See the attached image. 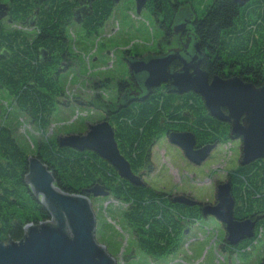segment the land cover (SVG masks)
Wrapping results in <instances>:
<instances>
[{"label":"trees","instance_id":"16d2710c","mask_svg":"<svg viewBox=\"0 0 264 264\" xmlns=\"http://www.w3.org/2000/svg\"><path fill=\"white\" fill-rule=\"evenodd\" d=\"M106 1L97 0L92 6V15L82 26L84 30H97L107 21L112 7ZM154 1L163 15L173 10L176 2L150 0L152 15ZM12 3V15L18 23H25L26 17L35 11L38 16L33 35L0 28V89L6 90L18 110L44 133L64 96L58 63L69 53L65 27L71 21L74 4L72 0ZM169 19L161 27L165 34L170 33ZM191 28L201 50L209 51L211 56L201 64L209 75L232 74L254 86L264 84V0H249L243 6H237L233 0H219L195 18ZM124 86L122 81L117 85L119 91ZM177 121L183 123L177 127ZM110 124L118 150L133 171L151 170V147L174 128L190 131L200 145L229 141V126L211 117L198 95H178L164 86L153 90L144 101L117 112ZM35 154L51 171L62 192L91 200L88 190L98 183L126 206L122 216L136 247L152 260L175 253L184 232L203 219L199 206L171 202L145 182L134 185L119 178L107 162L92 152L59 147L55 139H47L37 144ZM27 158L10 131L0 125V244L19 241L27 224L49 220L23 182ZM226 179L234 200V219H257L253 237L237 247L242 251L255 242L264 228V158L238 164ZM224 244H220L222 251Z\"/></svg>","mask_w":264,"mask_h":264},{"label":"rangeland","instance_id":"374dc122","mask_svg":"<svg viewBox=\"0 0 264 264\" xmlns=\"http://www.w3.org/2000/svg\"><path fill=\"white\" fill-rule=\"evenodd\" d=\"M178 1H189L198 17L209 4V0ZM134 4L135 0H121L99 33L91 38L75 24L68 27L72 59L70 67L62 71L59 78L64 95L59 102L64 106L56 105L50 126L44 133L18 110L9 93L0 89V125L10 131L27 157L36 156L37 144L42 140L85 134L87 124L101 120L94 99L114 100L118 80L126 79L128 68L123 57L128 53L146 55L155 51L164 31L146 11L137 16ZM107 50L109 55L106 57ZM108 78L109 85L105 83ZM240 155V142L229 140L215 148L201 165L194 166L163 137L151 149L152 169L143 181L159 192H183L197 202L213 204L216 185L224 182L237 168ZM91 201L96 241H108V253L115 255L119 264H260L264 260V228L245 250L239 248L228 254L220 249L225 238L224 227L212 217L195 223L184 234L175 253L152 260L136 247L135 238L122 216L126 206L112 196L91 198Z\"/></svg>","mask_w":264,"mask_h":264},{"label":"water","instance_id":"95a60500","mask_svg":"<svg viewBox=\"0 0 264 264\" xmlns=\"http://www.w3.org/2000/svg\"><path fill=\"white\" fill-rule=\"evenodd\" d=\"M112 1L118 4L121 0ZM233 1L237 6H243L249 0ZM144 3L145 0H135L137 15ZM4 7L0 5V18L5 16ZM185 29V23L172 27L174 34L183 33ZM178 53L179 50L172 49L159 58L129 63L131 73L146 74L143 98L161 84H168L170 92L178 95L196 94L211 117L229 124L230 140L240 141L241 166L264 158V85L255 88L236 77L209 79L199 68L197 57L182 61V68L172 72L169 65L179 59ZM56 142L59 147L90 151L112 166L121 179L134 185L143 184L119 154L114 133L105 121L89 124L85 134H68L56 138ZM169 142L181 148L186 158L196 165L201 164L214 147L194 151L195 139L190 133H171ZM23 182L45 209L49 220L27 224L19 241L0 244V264H119L115 255L108 253V241H96L95 216L89 197L62 192L55 185L51 171L36 156L27 158ZM88 193L91 198L110 196V192L98 183L90 187ZM171 201L199 206L202 218L212 217L224 227L225 241L230 246L254 235L257 219H234V200L228 182L218 184L214 204L200 203L185 196L173 197ZM188 232L185 231V235Z\"/></svg>","mask_w":264,"mask_h":264},{"label":"flooded vegetation","instance_id":"af4514ba","mask_svg":"<svg viewBox=\"0 0 264 264\" xmlns=\"http://www.w3.org/2000/svg\"><path fill=\"white\" fill-rule=\"evenodd\" d=\"M217 1H219V0H209V4H208V6L205 7V9L209 8L213 3L217 2ZM12 2H14V0H0V5L5 6L4 7L5 9L3 10V13L5 14V16L0 18V28L1 29L3 28L5 30H10V31L11 30H21L23 32H28L29 34L33 35L34 34V27H35V23H36V19L35 18L38 16L37 15L38 12L35 11L34 13H32V15L27 16L26 19H25V23H23V22L18 23L17 19H15L14 16L12 15V11H14ZM96 2H97V0H72V3L74 4V8H73L72 16H71V21H70L68 27H70L71 25L75 24V25L80 27V29L82 30V32L84 33V35L87 38H91L93 36H96L99 33V30L104 26V24L107 21L103 24V26L101 28H99L97 30H84L82 28V26H84V22L86 21V18H88V17H90L92 15V6ZM106 2H107V4L109 6L111 4L112 10H113L114 6L117 5V4L113 3L112 0H107ZM172 2H175V5H173L174 6L173 10H171V11H169V13L167 12V14L163 15L161 10H160V8H159V6L156 5V1H154V3H153V5H154V7H153L154 8V11H153L154 15H152L151 12L149 11V9L151 7V2H150V0H145V3H144L142 11H146L155 21H158V23L160 24V27H162L163 23L166 22V20L170 18L169 19L170 20V23H169L170 33L169 34H167V33L165 34V32L163 33L162 40L157 43V47H156V49H155V51L153 53H149V54H146V55H142L140 53H134L133 55H130L129 53L126 54V56L123 57V59H122L123 63L126 65V68H129V63H131V62L141 61V60H148L150 58H159V57H162L165 54H167V52L169 50L177 49V50H179V53H178L179 59H176V60L172 61L170 63V65H169V68H170V70L172 72H176V71H178V70H180L182 68V66H183L182 65V61H189L193 57H197V60L199 61V68L202 71H204L202 69V67H201V64L204 61V59L207 60L211 56L209 54V51H206L204 49V52H203L201 50L200 43L197 40V36L195 35L194 31L191 28V26L193 25L194 19L198 18V16H196L195 13H194V10L192 8H190L191 5L189 4V1L180 2L178 0H172ZM134 10H135V4H134ZM111 13H112V11H111ZM135 13H136V10H135ZM139 15H137V16H139ZM108 19H109V17H108ZM181 23H185L186 24L185 31L183 33L174 34V32L172 30V27L174 25L181 24ZM7 25H16V27L9 28V27H7ZM25 25L28 28H26ZM68 27L67 28L65 27L66 36H67ZM69 45H70V43H69ZM105 55H106V57L109 55L108 50L106 51ZM71 59H72V57L68 53V55H67V57L65 59L66 61L65 60L64 61L63 60L59 61V63H58V75H59V78H60V75H61L62 71H64L68 67H70L69 64H71L70 63ZM44 60L46 61V58H44ZM204 72H206V71H204ZM145 76H146V74L144 72L135 74V73H131L129 71V69H128L126 79L122 78V79H119L118 82H117V85H118V83L120 81H122V82H124L125 86L123 87V89H121V91H119V89L117 88L114 100H111L109 98H107L105 100L101 99L99 97L95 98L94 101L97 104V106H99V110H100V113H101V120L98 121V122H101V121L107 122L110 125V127H111V129H112V131L114 133V130H113L114 127L110 124V122L113 119V117L117 114V112H119L120 110L126 109L131 104H134V103H137V102L140 103V102L144 101L147 97H149V95L152 93L153 90H155L157 88H160L161 86L166 87L168 89V92H170L171 87L168 84H161L159 87L152 89L151 93L148 96H146L145 98H143L144 94H145L144 88H143V83H144V80H145ZM208 76H209V79H211L212 77L217 76V75H209L208 74ZM217 77H219V76H217ZM232 77L238 78L243 83L251 84L249 82L241 80L238 76L232 75V74L229 75V76H224V77H219V78H221V79H229V78H232ZM106 82L109 85V78L105 79V83ZM251 85H253V84H251ZM262 85H264V84H262ZM262 85H260V86H262ZM260 86H254V87L255 88H259ZM171 93H173V92H171ZM108 95H109V93H108ZM90 102L92 103V101H90ZM79 104H81V102H79ZM58 105L59 106H64L61 102H59ZM222 111H223V113H226V111L224 109ZM187 114L184 115V117H187L188 116ZM192 121L193 120H191V122ZM95 123H97V122H95ZM176 123L178 124V125L176 124L177 127H179V125H181L183 122L177 121ZM226 124L229 126L228 123H226ZM88 125L89 124H87L86 126H88ZM229 128L230 127H228V130H229ZM86 130H87V128H86ZM171 133H190V134H192L190 131H187L186 129L174 128V129L166 131L157 141H159L161 138L164 137L169 142V134H171ZM228 138H229V131H228ZM194 139H195V136H194ZM114 140H115V137H114ZM229 140H230V138H229ZM223 143L224 142H221V143L220 142L203 143V144L200 145V144H197L196 139H195L193 150L196 151V150H200V149H202L204 147H207V146H214L213 149L210 151V153H211L215 148H217L219 145H221ZM171 145L176 147V148H178L182 152V154L184 155L185 159L190 164H192L194 166L201 165L206 159L209 158V155H210V153H209L207 158L201 164L196 165V164L190 162L186 158V156H185L184 152L181 150V148H179L178 146H176L174 144H171ZM116 146H117V144H116ZM152 147H151V149H152ZM117 149H118V147H117ZM119 154H120V152H119ZM150 159H151V156H150ZM238 164H239V162H238ZM131 172L135 176H138L141 179L142 183H144L143 178L146 177V176H149V174L151 173V170L148 171L146 169H138L136 171L131 170ZM226 182H227V179L224 182H222V183H226ZM218 184H220V183L218 182ZM218 184L215 187V194H216V190H217ZM161 193H163L166 197L170 198V200L173 197H176V196H185V197L193 199L190 194H184L183 192L179 193V194H176V193L175 194H173V193H164V192H161ZM214 203H215V200H214ZM192 226L189 227L188 231L191 230ZM184 234H185V232H184ZM223 243H224V240L222 241V244ZM238 245L233 246V247L227 246V249L229 251H236Z\"/></svg>","mask_w":264,"mask_h":264},{"label":"bare ground","instance_id":"6f19581e","mask_svg":"<svg viewBox=\"0 0 264 264\" xmlns=\"http://www.w3.org/2000/svg\"><path fill=\"white\" fill-rule=\"evenodd\" d=\"M224 242H225V244H224L225 247H224L223 252H224V253H228V254H233L234 251H229V250L227 249V246L230 247V245H228V243H226L225 238H224ZM231 247H233V246H231Z\"/></svg>","mask_w":264,"mask_h":264}]
</instances>
